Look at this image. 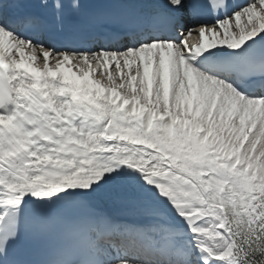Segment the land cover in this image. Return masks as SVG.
Instances as JSON below:
<instances>
[{
	"label": "snow or ice",
	"instance_id": "snow-or-ice-1",
	"mask_svg": "<svg viewBox=\"0 0 264 264\" xmlns=\"http://www.w3.org/2000/svg\"><path fill=\"white\" fill-rule=\"evenodd\" d=\"M0 264H264V0H0Z\"/></svg>",
	"mask_w": 264,
	"mask_h": 264
},
{
	"label": "bare ground",
	"instance_id": "bare-ground-1",
	"mask_svg": "<svg viewBox=\"0 0 264 264\" xmlns=\"http://www.w3.org/2000/svg\"><path fill=\"white\" fill-rule=\"evenodd\" d=\"M191 37H194L195 41H192V43L190 45H196L198 44L200 41H199V37L197 35H193ZM189 39V38H188ZM108 210L116 213V214H123L125 212H127L128 210L119 206V205H108Z\"/></svg>",
	"mask_w": 264,
	"mask_h": 264
}]
</instances>
